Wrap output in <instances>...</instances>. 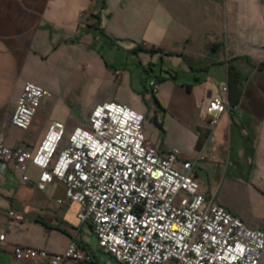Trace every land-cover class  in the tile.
I'll return each instance as SVG.
<instances>
[{
	"label": "crops",
	"instance_id": "crops-1",
	"mask_svg": "<svg viewBox=\"0 0 264 264\" xmlns=\"http://www.w3.org/2000/svg\"><path fill=\"white\" fill-rule=\"evenodd\" d=\"M137 47L156 53L132 52ZM117 53L140 61L147 94L149 82L162 72H156L157 58L162 57L163 69L174 71L175 78L162 72L166 79L156 94L151 92L159 102L156 110L143 108L147 120L153 118L146 139L157 150L177 148L194 160L191 175L202 192L248 228L264 230V0H0V139L10 147L22 141L34 153L54 121L63 122L69 134L89 125L98 104L112 100L130 107L132 102L118 94L126 87V64L116 63ZM165 60L172 66L165 68ZM117 69L123 71L120 78ZM80 77L83 95L75 93L74 99L87 109L73 111L77 120L69 124L56 111H66L72 93L60 98L56 91L64 89L61 82L68 86ZM231 78L238 81L239 101L235 106L229 102V111L211 127L206 116L210 100L226 98L222 89ZM26 82L50 90L53 97L42 101L32 127L23 132L11 117ZM109 82L116 91L94 101L95 88ZM91 89L94 102L86 103L84 94ZM165 127L170 135L175 131L178 141ZM16 166L11 161L0 170L1 264H33L16 260L14 246L63 254L72 240L91 255L88 264L98 261L80 236L86 226L95 237L92 228L78 221V205L65 198L64 184L54 182L41 191L35 185L40 171L30 165L22 172ZM10 210L22 212L25 221L10 219Z\"/></svg>",
	"mask_w": 264,
	"mask_h": 264
},
{
	"label": "built area",
	"instance_id": "built-area-1",
	"mask_svg": "<svg viewBox=\"0 0 264 264\" xmlns=\"http://www.w3.org/2000/svg\"><path fill=\"white\" fill-rule=\"evenodd\" d=\"M114 74L120 78L123 71ZM148 85L158 92L156 80ZM228 92L225 86L226 98L210 100L206 116L211 127L230 109ZM52 97L50 90L26 82L12 125L28 132L42 101ZM144 120L123 103L98 104L89 125L69 134L63 122H52L34 153L22 141L10 147L0 139V170L11 161L22 172L33 165L40 171L35 185L41 191L63 183L65 198L78 205V221L90 224L100 249L119 264H262L264 230L248 228L206 196L191 175L195 161L177 148L157 150L145 137ZM22 181L30 182L27 176ZM8 216L26 219L14 210ZM4 242L2 235L0 245ZM79 244L72 240L63 254L17 245L12 254L33 264L91 263Z\"/></svg>",
	"mask_w": 264,
	"mask_h": 264
},
{
	"label": "rangeland",
	"instance_id": "rangeland-1",
	"mask_svg": "<svg viewBox=\"0 0 264 264\" xmlns=\"http://www.w3.org/2000/svg\"><path fill=\"white\" fill-rule=\"evenodd\" d=\"M108 51L109 50L105 49V51H103V53L106 54ZM161 58H157V62H156L157 65L155 66L157 74H159V72L162 68V59ZM146 60H147L146 56L141 57V61H146ZM120 62L126 64L125 65L126 74L124 76V82L126 83V87L124 85L123 88H120L118 91V94L123 95L124 97H126V99L130 100L132 102L130 107L138 113L142 112V114H143V111H144L143 108L146 106H148V109L149 108L151 109V107H153L155 109V107L157 105L152 99L153 96L151 94V90H150V93L147 94L145 89H144V82L146 80H148V78L146 77L147 72H146L145 68L141 65L140 61L137 58L135 59V57H133V56H127L126 54H123V53L122 54L117 53L116 63L118 64ZM168 66H172L171 60L170 61L165 60V62H164V67L167 68ZM87 75H88L87 73L84 75L85 78ZM102 75H103V73H101L100 71H96V76H102ZM157 76H159V75H157ZM151 78H152V76H151ZM82 79L83 78L80 77L77 82L70 80L68 82L69 83L68 86L65 82H61L60 84L64 87V89L61 88L60 90L56 91L57 92L56 95L60 96V98H62V94L68 93L70 91H71L70 93H72V95H71L72 98H70V100H69L70 105L65 107L66 111H65V109H63V107H61L62 109L60 107H58V109L56 111L57 116H60V118H63V119L67 118V121L69 124H73L77 120L76 115L73 113V111L76 113L78 112L79 114H83V113H85V110L87 109L86 105L82 101H81L82 104L81 103L77 104L76 99H74L75 93H77L78 96H79V94H81L82 83H83V82H81ZM181 80H182V77H180L179 82H181ZM113 81H114V79H113ZM129 82H131V84ZM76 85H77V89H76ZM66 86H67V89L65 88ZM71 87H72V89L73 88L74 89L73 90L68 89ZM115 91H116L115 87L110 82L104 83L102 86L99 85L95 88L94 101L95 100L98 101V99L107 97L108 95L113 94ZM81 95H83V94H81ZM84 95L86 98L85 99L86 103L87 102H94V101H91V100H93V99H91L92 98V89H91L89 94H88V92H86ZM148 97H149V99L146 100V98H148ZM149 100L151 102H149ZM138 108H140V109H138ZM67 114H71V115L68 116ZM143 115L145 117V120L143 122V129H144V133L146 134L147 132H149L148 130L152 129L151 125L148 121L149 120L153 121V118L151 117V118H149V120H147L145 112ZM165 130H166V127H165ZM166 131H168V135L171 138V140L178 141V137H177V134L175 133V131H173L172 135H170V132H172V131L169 128ZM173 135H174V137H173ZM80 236L82 238H84V240L85 239L87 240V242L90 246V249L93 252V255H95L98 258L99 264H118V262L113 260L109 255H106L100 251L99 246H98L99 245L98 240L96 239V237L92 236V234L87 230L86 226H84L83 230L80 233ZM58 246H59V244H58ZM0 259H1V255H0ZM67 263L68 264H78V263L70 261V260ZM0 264H1V260H0ZM79 264H84V263H79Z\"/></svg>",
	"mask_w": 264,
	"mask_h": 264
},
{
	"label": "trees",
	"instance_id": "trees-1",
	"mask_svg": "<svg viewBox=\"0 0 264 264\" xmlns=\"http://www.w3.org/2000/svg\"><path fill=\"white\" fill-rule=\"evenodd\" d=\"M99 22H100L99 17H97L96 23H99ZM137 51H144V52H147L149 54H155L156 53V51H154V50H150V49L149 50H145V49H143L141 47H137L134 50H132V52H137ZM149 67H151V64L149 65ZM161 70H162V72H165L166 74H168L166 76H169L171 78H175L174 71L163 69V68H161ZM162 72H161V74H159V76H157L156 82H158V83L162 82L164 79H166V76H162ZM229 73H230V69H229ZM234 83H235L236 87H234ZM228 91H229L228 92L229 102L233 106H235L238 103L239 98L241 96V90H240V87H238V81H236V80L234 81L231 78V80L229 81V84H228ZM155 100H156V103L158 104L159 102L156 99V97H155ZM159 127L162 128V125L159 124ZM92 264H99V263H98V261H94Z\"/></svg>",
	"mask_w": 264,
	"mask_h": 264
}]
</instances>
